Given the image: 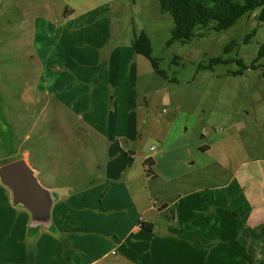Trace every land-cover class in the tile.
Segmentation results:
<instances>
[{
  "label": "rangeland",
  "instance_id": "obj_1",
  "mask_svg": "<svg viewBox=\"0 0 264 264\" xmlns=\"http://www.w3.org/2000/svg\"><path fill=\"white\" fill-rule=\"evenodd\" d=\"M67 1L0 0V90L19 135L16 150L0 151V163L27 151L43 185L71 188L53 210L61 238L45 234L29 249L27 216L0 187V264H76L80 253L104 264L108 256L97 259L104 234L115 230L117 242L146 220L143 208H161V200L169 204L159 215L166 223L196 198L180 199L193 190L180 186L188 178L216 186L217 245L194 255L200 263L250 264L238 242L224 240L240 219L232 196L242 200L235 185L221 186L244 160H259L247 167L255 180L258 166L264 173V21L257 9L225 29L166 44L173 20L158 0H112L101 13L72 19ZM140 31L163 76L131 46ZM127 236L133 256L142 255L144 236ZM167 246L157 264L175 262Z\"/></svg>",
  "mask_w": 264,
  "mask_h": 264
},
{
  "label": "crops",
  "instance_id": "obj_2",
  "mask_svg": "<svg viewBox=\"0 0 264 264\" xmlns=\"http://www.w3.org/2000/svg\"><path fill=\"white\" fill-rule=\"evenodd\" d=\"M111 1L112 0L67 1L68 9L66 19H72L80 15L92 16L90 14L94 15V12L97 10H100L98 13H101V10L105 7H109ZM4 101V95L0 90V151L9 155L16 150V142L19 135L16 133L14 125L4 114ZM204 147V149L208 148V146ZM20 155L26 158L27 151L22 152ZM257 161L259 160L253 159L250 161H242L230 176L228 183L221 186L228 187L230 185H235V190L239 191L242 200L237 201V198L232 196V199L234 200L233 211L237 216H240V219L239 224L234 228V231L231 230L232 226L229 225L230 232L232 231L230 234L231 236L224 238V240L238 242L245 252L249 253V257H251L250 264H264V203L262 202L264 198V173H262L258 166L257 170L261 177L259 181H257L255 180L256 177L253 172L247 170L249 164L252 163L256 165L255 163H257ZM185 183L191 184L193 190L185 193L180 199L184 196H189L190 194H193L196 198H192L190 200L191 202L186 199V201L183 202V208L181 211L176 210V214L171 217V219L167 220L166 223H160L159 215L161 211H164L169 205L166 200H161V205L159 206L161 208L155 209L152 205L143 208L142 212L146 215V220H139L140 222L133 224L123 235L122 239H117V242H114V239L117 237V232L115 230L111 233L104 234L102 241L99 242L103 243V247H105L106 250L103 251L97 259L101 260L108 256V259L104 264H157L158 257L167 259V245H169V247L172 248V253L174 252L175 254V262L173 263L172 261L170 264H209L206 260L208 257L202 258V263H200V258L194 255V250H200L201 247L207 251H212L214 250V246L216 247L217 245L216 227L213 223V214L217 208L214 194L216 186L200 185L199 182L194 181L193 178H188L186 182L182 179L180 186H183ZM66 188L67 195L59 202L69 197L71 188ZM4 193L7 199V194L5 191ZM158 195L161 196L159 191H154L153 196ZM226 201L228 205H231V200L227 199ZM107 205L110 204L107 203ZM176 205H178V202H176ZM105 208L109 207L106 206ZM196 214H199L201 217L197 222L195 218ZM54 224L59 231L58 238H61L62 232L55 221ZM132 229L136 230L138 235L142 234L146 242L142 255L137 254L135 257L132 254L131 245L126 243L127 235L133 231ZM87 231L88 230L83 229V233ZM45 234L46 233L41 234L32 245L25 243L27 248L32 249L41 236ZM52 237L58 239L54 236ZM166 238H169L170 241L168 242ZM133 241L134 240L130 242ZM89 244L90 243H85L83 244V247L86 249L90 246ZM118 248L121 252L115 250ZM113 251H116L114 252L115 254L112 253ZM246 253L244 254V257H246ZM80 254L84 259L86 258L85 260L88 259L85 253ZM111 254L112 257H109ZM184 254L186 255L185 261L182 259V257L185 256ZM82 257L75 260L76 264H92L94 261L91 260L85 262V260H82Z\"/></svg>",
  "mask_w": 264,
  "mask_h": 264
},
{
  "label": "trees",
  "instance_id": "obj_3",
  "mask_svg": "<svg viewBox=\"0 0 264 264\" xmlns=\"http://www.w3.org/2000/svg\"><path fill=\"white\" fill-rule=\"evenodd\" d=\"M158 3L160 11L168 12L173 20L166 44L174 40L184 43L192 38L205 36L211 30L225 29L242 15L256 9V19L264 21V0H158ZM254 31L253 29L245 40L252 36ZM131 46L136 53L148 58L153 70L163 76V71L157 67L156 59L151 56L150 39L144 31L134 36ZM226 49L228 46L225 47ZM229 60L213 57L211 62ZM10 159L13 158L8 160ZM145 162L153 161L151 158H146Z\"/></svg>",
  "mask_w": 264,
  "mask_h": 264
},
{
  "label": "water",
  "instance_id": "obj_4",
  "mask_svg": "<svg viewBox=\"0 0 264 264\" xmlns=\"http://www.w3.org/2000/svg\"><path fill=\"white\" fill-rule=\"evenodd\" d=\"M0 186L7 194L9 205L27 216L26 244L32 245L43 233L59 237L52 212L55 204L67 195L65 186L43 185L37 177V170L24 156L0 163Z\"/></svg>",
  "mask_w": 264,
  "mask_h": 264
},
{
  "label": "built area",
  "instance_id": "obj_5",
  "mask_svg": "<svg viewBox=\"0 0 264 264\" xmlns=\"http://www.w3.org/2000/svg\"><path fill=\"white\" fill-rule=\"evenodd\" d=\"M152 147H153V146H152ZM152 147H151V148H152Z\"/></svg>",
  "mask_w": 264,
  "mask_h": 264
}]
</instances>
